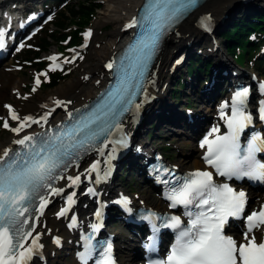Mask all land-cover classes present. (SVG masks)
<instances>
[{
	"label": "snow or ice",
	"instance_id": "snow-or-ice-1",
	"mask_svg": "<svg viewBox=\"0 0 264 264\" xmlns=\"http://www.w3.org/2000/svg\"><path fill=\"white\" fill-rule=\"evenodd\" d=\"M196 3L197 0H146L141 16L128 27L144 28L147 38L141 35L129 46L135 53L132 72H128L122 61L120 71L123 75L115 92L109 90L102 94L96 106L86 113L77 117L69 113L71 124L56 126L44 133L24 135L13 141L19 146L17 149L8 147L0 152V264H25L33 247H39L38 236L31 240V246H26V241L35 230L29 220L38 219L34 211L42 215L47 206L46 190L53 194L61 193L63 189L54 187V182L62 179V173L78 158L96 147V141L103 143L101 138L106 140L111 129L119 127L117 118L124 110L121 106L132 104L135 89L142 87L139 80L133 84V79L145 75L161 37ZM3 35L0 32V38ZM90 35V32L85 34L86 38ZM49 59L55 61L57 57ZM107 67L111 69L113 65L108 64ZM50 70L55 71L56 67ZM39 83L37 77L36 84ZM246 97V89L234 97L233 114L227 122L228 134L212 140L206 136L201 147L207 145L205 160L220 176L264 181V163L256 158V153L264 151V141L254 134L243 149L239 143V134L250 123V116L241 109ZM55 103L59 106L63 102L57 100ZM6 107H9L11 119L19 123L18 127L11 129L17 135L32 123H40L39 119L20 117L10 106ZM42 119L47 120L46 117ZM3 127L9 128L7 121ZM218 131L214 128L209 136ZM96 167L93 164L89 171L96 170ZM68 179L76 184L80 177ZM177 179H182L183 183L172 190L169 199L173 206L180 204L186 209L195 206L200 210L186 211L189 221L184 228H180L179 218H171L172 223L166 226L180 230L167 259L161 264H264V242L257 243L256 237L250 236L255 227L264 225V208L246 217L248 229L243 234L246 243L238 245L223 234L222 226L228 217L240 218L246 194L226 183L214 184L212 173L207 171H196ZM68 202L72 203V196L68 197ZM63 214L61 211L60 215ZM110 254L111 244H108L103 249V264H113Z\"/></svg>",
	"mask_w": 264,
	"mask_h": 264
},
{
	"label": "bare ground",
	"instance_id": "bare-ground-1",
	"mask_svg": "<svg viewBox=\"0 0 264 264\" xmlns=\"http://www.w3.org/2000/svg\"><path fill=\"white\" fill-rule=\"evenodd\" d=\"M36 1L38 4L42 3V0ZM142 2L143 0H105L104 8L99 13L96 26L102 27L112 24L113 28L108 38L101 42L100 46H98L100 41L95 43L96 49L93 50L91 59L83 64L81 73L78 76L61 84L44 96L39 93L38 87L34 88L35 95L26 94V96H22L23 87L26 85L25 81H14L16 72L8 66L3 68L0 61V79L1 77L6 78L7 86H9L6 93L0 97L1 105L3 107H13L15 113L20 117L31 116L40 120L39 124L32 123L31 127L25 128L17 135L11 129L19 126L18 121L11 119L8 107H6V110L2 109V117L5 118L8 124L14 122V126L9 125L11 127L9 132L6 135H0V152L5 148L14 147L13 141L37 131L42 124L47 122L56 123L62 118L63 114L83 107L97 96L100 89L109 80L107 65L111 63L119 48L129 41L134 33V29L128 27L127 24L132 21ZM250 8L264 11V0H206L195 12L181 22L175 32L168 35L169 37L151 70L148 85L143 92V98L137 104L142 107L141 112L138 115H130L123 122L115 136L106 145L105 153L103 152L101 160L104 163L109 162L115 172L110 180L97 186L104 200L119 195H129L124 185L120 187L117 173L129 164L141 165L144 157V155L135 156L130 150L125 153L122 159L116 157L121 151L120 143L116 138L117 133L120 131L129 140L130 149L133 147L134 150L141 149L148 153L151 152V149L157 147L154 145L155 140L162 139L161 131L166 132V136H169L172 131H179L181 135L190 137L188 142H183L184 144H190L191 140L194 141V144L191 145L190 154L186 155L185 158H177L174 164L179 166L180 171L203 169L201 161L203 150L195 146V140L207 125L215 121L214 114H216L215 110H212V113L209 114L210 108L206 109L205 105L213 103L219 96L231 89L237 80L244 79L247 83L246 80L249 79L248 75H250L246 71H236L237 64L235 60L232 59V62L226 57L228 54L227 52L224 53L222 43L216 39L215 35L226 21L240 15L242 10ZM20 10L21 8L12 9L11 3L0 1V14L9 15L12 13V19L15 20L11 25V30L21 25V17H18ZM205 16L209 17L208 22L210 27L212 26L209 32L201 30L198 24L199 20ZM193 51H198L202 57L208 59L209 62L199 57L203 63H210V67L207 71L191 76L187 72L185 76L188 91L185 92L184 97L186 101L177 103L171 95L172 84L175 82L178 72L184 66L185 60L189 58ZM182 57L185 59L182 64L175 65L176 60ZM53 63L56 64L57 61H53ZM39 85H41V81ZM39 85L35 81V86ZM20 98L22 100L17 101L12 106L11 100ZM57 100L63 103L58 106L55 103ZM55 104L57 109L54 111L53 116L46 117L47 108ZM43 117L47 118L46 122L42 119ZM133 118L138 120V124L135 123ZM151 125L156 126L159 135L157 133L155 140L149 142L146 141L144 135L145 129ZM88 166L89 164H86L80 169L83 170ZM127 170L130 171L129 168ZM75 174L77 173L73 169L69 175L74 176ZM66 184V180L60 181L58 188H63ZM139 188L142 195L140 192L133 193L131 196L133 204L141 205L142 203L158 209V207H154L157 204L152 206L150 201L158 200L160 204V196L141 189V187ZM250 197L251 204L256 203V207L264 201V195L257 196L251 192ZM60 198L61 196H51L48 199L47 206L43 209V214L41 215L40 212L38 214V225L26 241V246H31V240L37 236L39 237L37 241L39 247H33L30 257L27 258L29 264H43V262L58 264L63 253L66 254V250L73 252L77 246V241L74 239L76 231L67 230L65 227V214L60 215L63 205L60 203ZM81 198L88 201V203L79 205V211L82 217L85 218L89 214V207L95 204V198H89L84 193H81ZM142 231L143 228L141 233ZM129 233L128 231L126 233L115 231L114 233L117 241L121 243L118 247L119 260L122 264H141L143 253L135 243L139 236L137 238L136 234ZM54 236L62 239L60 246L53 243L52 237ZM39 257L44 258L43 261H39Z\"/></svg>",
	"mask_w": 264,
	"mask_h": 264
},
{
	"label": "rangeland",
	"instance_id": "rangeland-1",
	"mask_svg": "<svg viewBox=\"0 0 264 264\" xmlns=\"http://www.w3.org/2000/svg\"><path fill=\"white\" fill-rule=\"evenodd\" d=\"M79 1H83V0H68L67 3L62 4L58 7H54L52 10L54 22L55 23L59 22V19L62 16V13H63L65 8H68V7L70 8L73 4H75ZM104 1L105 0H99L98 1L99 9L96 12L95 17L89 26V27L93 28V30H94V37H93L92 44L90 45V47L88 49L83 50L82 48H80V45L78 46L79 48L78 47L66 48L64 45H58L57 43H53L50 50L46 54L41 55L40 58L36 60L38 62V64L46 63L49 68H52L55 65H53V62L49 61L50 60L49 58L53 57V56L60 57V59H59L60 65L56 66L55 71L59 72V71L63 70L62 75L64 76V79L61 80L60 83L55 88H57L61 84L66 83V82L70 81L71 79L75 78L76 76H78L81 73V68H82L83 64L91 59V56L94 52L93 50L96 49L95 43L97 41L98 42L100 41V43H98V46H100L99 44H101V42L105 41L108 38L109 33H110L111 29L113 28V25L108 24V25L102 26V27L96 26V22L99 19V13L104 8ZM260 15H263L262 17H264V11H262L260 9L250 8L248 10H244V11L242 10L240 12V15L234 17L233 19H231L229 21H226L222 25V27L216 33L215 37L218 41H220L222 43L224 53L226 52V44L227 43H226V40L222 39L221 35L230 26H232L236 21H239V19L244 20V19L250 18V17H257V16L259 17ZM72 28H74V27H72ZM46 29H49V31H51V30H55L56 28L54 25H50V26L48 25ZM44 36H45V31L42 32L41 34H39L31 42H29V44H27L25 46V50L21 54H19L18 56L15 57L14 56L15 53H12L9 60L2 62L3 68L8 66L10 69H13L14 72H16L14 81H16V80L25 81L26 85L23 87L22 96H26V94L27 95L28 94L35 95L36 92L33 91V89L35 87H38L39 93H41L42 96L46 95L51 90L55 89V88H51V89L46 88V83L49 82L47 75L44 76V72H42L41 70H37L38 66L37 65H31V62H30L35 58L34 55H35V52H37V50L33 46L38 45V44L41 45L43 43ZM253 38L256 41V45H261L260 49H258L256 54H254L253 56L251 54H249L246 57L245 63L241 67L236 66V71H246V73L248 72V74L249 73H250V75L252 74V77L255 78L260 74H262L261 76H264V54H263L264 44H262L263 35L261 33L255 34L253 36ZM199 55H200V53L198 51H193L191 53L189 58H187L185 60V63H184V66L182 67V69L178 72L175 82L172 84L171 95L173 97V100L175 99V102H177V103H180V102L184 103L186 101V98H184V97L186 94L185 92L188 91V88H187V80H186L185 75L187 74V72L189 73V75L193 73V72L189 71L190 64L195 61L194 59H196V58L193 59V57H198V58L200 57V58L204 59V61H208V59L202 57V55H200V56ZM226 57H228L230 59V61L233 62V60H234L233 57L227 56V55H226ZM65 61H67V62H65ZM33 62H35V61L33 60ZM234 68H235V65H234ZM36 76H38L40 81H41V85H39V86H35ZM179 83H180V85L182 83L183 87L181 88L179 93L176 94V91L178 89L177 85ZM8 89H9V86H7V79L4 77H1V79H0V97H1V95L5 94ZM19 100H22V98H20L18 100H11L10 103H12V105L14 106L17 103V101H19ZM1 104H2V102H0V135H6L7 132H9V129L11 128L10 126H14V122L9 123V125H10L9 128L3 127V123L6 120H5V118L2 117L1 110L2 109L6 110V106L3 107V105H1ZM207 127H208V125L205 128H207ZM157 133H158V130H157L155 125L148 126L145 129V135H144L146 141L151 142L152 140H155ZM161 133L162 134H160V135L162 136V139L155 140L156 142L154 145H156L157 148H160L162 150V152L165 153V156L169 160L175 162L177 158H182V157L185 158L186 155L190 154L191 147H192L191 145L194 144V141L191 140L190 144H187V143L184 144L183 143V142H188L190 140L189 136L181 135V132H179V131H176V132L172 131L169 136L168 135L166 136V132L161 131ZM158 135H159V133H158ZM117 180L119 181V184H121L120 187H123L122 185H124L125 189L128 190V193L131 196L133 195V193L135 194L137 192H140V194H141V190L139 187H141V189H144V190L150 192L149 187L146 186L145 183L143 182V180H144L143 177H141L138 174V172H136V171H132V170L129 171V170H127V168H124L121 171H119V173H117ZM128 185H129V187H128ZM150 204L152 206H154V204H157V206H154L156 208L157 207L159 208L162 206V205L160 206L161 202L159 204L158 200H156V201L151 200ZM116 231H122L124 233L127 232V231H125V229H122V228L117 229ZM129 234H131V233H129ZM118 243L121 244L120 242H118ZM66 251H67L66 254L63 253L58 264H75L73 256H72V254H70V251L69 250H66Z\"/></svg>",
	"mask_w": 264,
	"mask_h": 264
},
{
	"label": "trees",
	"instance_id": "trees-1",
	"mask_svg": "<svg viewBox=\"0 0 264 264\" xmlns=\"http://www.w3.org/2000/svg\"><path fill=\"white\" fill-rule=\"evenodd\" d=\"M98 1H79L64 10L59 22L56 23V32L45 33L43 44L39 45V52L36 53V56L49 51L53 43L63 44L71 41L78 43L81 41V30L94 19L99 9ZM70 26H75L76 29H70ZM254 33H264V17L239 19V21H236L222 34L223 39L226 40L229 53L237 56L239 63H245L247 55L255 46L250 40V36ZM256 46L253 53L257 52L260 48V46ZM191 64L189 69L192 70V67H195V63ZM62 78V75L59 73H51V81L46 87L49 89L57 86ZM176 92L178 93L179 90L177 89Z\"/></svg>",
	"mask_w": 264,
	"mask_h": 264
}]
</instances>
